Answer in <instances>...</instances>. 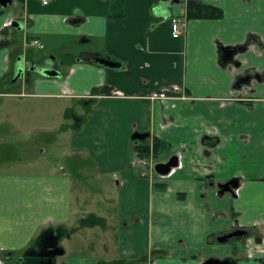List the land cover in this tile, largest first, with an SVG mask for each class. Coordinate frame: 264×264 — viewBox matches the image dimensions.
I'll list each match as a JSON object with an SVG mask.
<instances>
[{
    "label": "crops",
    "instance_id": "crops-1",
    "mask_svg": "<svg viewBox=\"0 0 264 264\" xmlns=\"http://www.w3.org/2000/svg\"><path fill=\"white\" fill-rule=\"evenodd\" d=\"M197 1L0 4V264H264V0ZM154 139L174 173L130 166Z\"/></svg>",
    "mask_w": 264,
    "mask_h": 264
},
{
    "label": "water",
    "instance_id": "water-1",
    "mask_svg": "<svg viewBox=\"0 0 264 264\" xmlns=\"http://www.w3.org/2000/svg\"><path fill=\"white\" fill-rule=\"evenodd\" d=\"M7 2H11V0H0V4L5 5ZM17 22L14 23L15 26H17ZM245 47L239 45V46H228V47H222L221 48V63L222 64H227V63H232L235 66H239L240 63L239 61L235 60V56L237 54H239L240 52L244 51ZM104 61V60H103ZM102 61V62H103ZM23 71V67H19L17 69V73L13 79V81L15 82L16 80H18L22 74ZM42 72L45 75H54V73L49 72L47 69L42 68ZM248 78L243 77L242 79L239 80V84L245 82ZM177 165V158L173 157L171 158L168 162L164 163V162H159L155 165V171L161 175H166L169 173V171L171 170L172 166H176ZM238 186V182L237 181H229L227 183L224 184H220L219 188L222 189L223 191H229L232 192L233 189L235 187ZM248 234V231H246L245 229L242 228H238V229H234L228 233H225L221 236H219L217 238V240L220 243H224L225 241L232 239V238H242L244 236H246ZM46 264H54L53 261V257H49L48 261ZM203 264H230L228 261L226 260H220V259H216V258H211V259H207Z\"/></svg>",
    "mask_w": 264,
    "mask_h": 264
},
{
    "label": "trees",
    "instance_id": "trees-1",
    "mask_svg": "<svg viewBox=\"0 0 264 264\" xmlns=\"http://www.w3.org/2000/svg\"><path fill=\"white\" fill-rule=\"evenodd\" d=\"M186 8H187L186 13L188 18H219L222 16L223 13L219 7L209 4H204L198 2L197 0H187ZM167 148L169 147L168 145H166L165 142L161 141L160 139H154L152 145L150 144L136 145L134 147V150L137 154L141 156H148L150 153H152L153 156L157 159L161 157L162 153ZM97 264H121V261H110V262L99 261Z\"/></svg>",
    "mask_w": 264,
    "mask_h": 264
},
{
    "label": "built area",
    "instance_id": "built-area-1",
    "mask_svg": "<svg viewBox=\"0 0 264 264\" xmlns=\"http://www.w3.org/2000/svg\"><path fill=\"white\" fill-rule=\"evenodd\" d=\"M53 0H39V2L43 5V6H47L49 5ZM185 27V23L179 19L174 17L172 19V28H173V36L174 37H178L182 34L183 29ZM31 45H36V46H41L38 40H33L31 41ZM175 158H177V162H178V166L177 168L181 167V163L179 162L180 160V156L179 155H174ZM161 160L156 159L152 153H150L148 156H141L136 154L130 161V166L132 168L134 167H138V169L140 168L141 170L146 168V167H152V169L154 168V166L156 165V163L160 162ZM163 162H168V160H164ZM175 170L171 167V170L169 171V173L167 175H170L172 173H174Z\"/></svg>",
    "mask_w": 264,
    "mask_h": 264
},
{
    "label": "rangeland",
    "instance_id": "rangeland-1",
    "mask_svg": "<svg viewBox=\"0 0 264 264\" xmlns=\"http://www.w3.org/2000/svg\"><path fill=\"white\" fill-rule=\"evenodd\" d=\"M29 51H30V58H31V56L33 57V55H34V53H38L39 52V54H46V55H48L47 53H45L44 51H40V50H38V49H36V48H31V49H29ZM28 57V58H29ZM42 58H48V56H42V57H39V59H40V62L41 63H43V62H45V61H43L42 60ZM51 62V61H50ZM52 62H54V61H52ZM56 62V61H55ZM56 64L57 65H59V61H57L56 62ZM29 76V75H28ZM13 79H14V77H13ZM28 79H29V77H27V81H28ZM21 81H22V77L19 79V82H18V84H20L21 83ZM26 84H28V82H26ZM21 87V84L18 86V89ZM139 155V154H138ZM164 160H161L160 162H163ZM159 163V162H158ZM165 163V162H164ZM157 164V163H156ZM177 166H178V162H177V165L176 166H172V168L176 171V169H177ZM134 169L135 170H138V167L136 166V167H134ZM149 170H151L152 171V167H146V168H144L143 169V171H145V172H147V173H150V171ZM153 171H155V166H154V168H153ZM155 173H157L156 171H155ZM158 174V176L159 175H161V174H159V173H157ZM33 264V263H32Z\"/></svg>",
    "mask_w": 264,
    "mask_h": 264
},
{
    "label": "flooded vegetation",
    "instance_id": "flooded-vegetation-1",
    "mask_svg": "<svg viewBox=\"0 0 264 264\" xmlns=\"http://www.w3.org/2000/svg\"><path fill=\"white\" fill-rule=\"evenodd\" d=\"M40 63H41V62H40ZM40 65H41V64H40ZM41 66H42V65H41ZM42 67H43V66H42ZM173 157H174V155L168 157L167 160L169 161V160H170L171 158H173ZM161 159H163V158H162V157L158 158V160H161ZM165 176H167V175H165ZM220 192L223 193V192H225V191L222 192V189L220 188Z\"/></svg>",
    "mask_w": 264,
    "mask_h": 264
}]
</instances>
